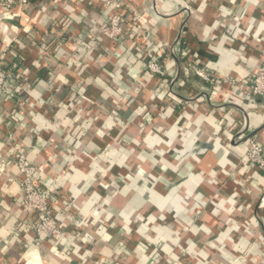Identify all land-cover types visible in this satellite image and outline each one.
<instances>
[{
    "label": "crops",
    "instance_id": "obj_1",
    "mask_svg": "<svg viewBox=\"0 0 264 264\" xmlns=\"http://www.w3.org/2000/svg\"><path fill=\"white\" fill-rule=\"evenodd\" d=\"M122 1L146 39L99 41L96 0H31L0 17L19 85L0 109V264H264V173L246 162L252 139L264 148V98L185 71L252 76L264 0ZM151 56L163 77L146 70ZM9 135L55 193L56 244L35 245Z\"/></svg>",
    "mask_w": 264,
    "mask_h": 264
},
{
    "label": "built area",
    "instance_id": "obj_2",
    "mask_svg": "<svg viewBox=\"0 0 264 264\" xmlns=\"http://www.w3.org/2000/svg\"><path fill=\"white\" fill-rule=\"evenodd\" d=\"M31 0H4L0 17L7 21H13L19 15L14 13V8L27 7ZM101 6L99 19L96 23L99 41L108 40L119 45L123 38L131 30L133 35H138L146 39L143 27H146V20L135 12L131 6H127L122 0H96ZM127 8V14L121 12V9ZM130 17L137 22L133 27L129 26ZM12 43L3 39L0 41V109L7 104L17 101V89L19 87L16 77L8 70L10 59L17 57L14 51H11ZM142 46L136 44L137 54L146 56ZM186 56L185 53L182 54ZM152 58L146 63V70L152 75H165V70L159 62L158 57ZM185 71L189 75H194L206 83L210 84L214 90H221L224 86L238 87L243 92L247 100L264 98V58L263 63L257 68V71L248 79L239 82L232 79H220L198 64L187 63ZM4 148H9L11 161L17 167L22 178L20 181L21 205L23 212L30 218L29 226L35 234V245L41 247L46 242L58 243L66 238L65 231L58 223V218L54 215L53 202L56 200L55 193L45 189L42 186L38 175V168L30 162L25 149L16 142L14 135H9ZM248 168L252 171L264 173V148L256 139L250 141L246 155Z\"/></svg>",
    "mask_w": 264,
    "mask_h": 264
},
{
    "label": "trees",
    "instance_id": "obj_3",
    "mask_svg": "<svg viewBox=\"0 0 264 264\" xmlns=\"http://www.w3.org/2000/svg\"><path fill=\"white\" fill-rule=\"evenodd\" d=\"M181 45H183V41H181V42L179 43V46H180V47H181ZM149 60H150V59H148V60L146 59V60H145V63H147Z\"/></svg>",
    "mask_w": 264,
    "mask_h": 264
}]
</instances>
